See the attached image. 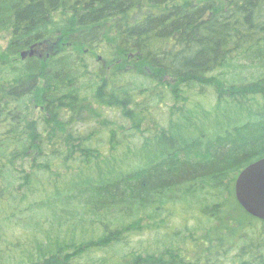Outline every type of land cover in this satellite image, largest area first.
I'll use <instances>...</instances> for the list:
<instances>
[{
    "label": "trees",
    "instance_id": "16d2710c",
    "mask_svg": "<svg viewBox=\"0 0 264 264\" xmlns=\"http://www.w3.org/2000/svg\"><path fill=\"white\" fill-rule=\"evenodd\" d=\"M3 32L0 264H264V0H0Z\"/></svg>",
    "mask_w": 264,
    "mask_h": 264
},
{
    "label": "water",
    "instance_id": "95a60500",
    "mask_svg": "<svg viewBox=\"0 0 264 264\" xmlns=\"http://www.w3.org/2000/svg\"><path fill=\"white\" fill-rule=\"evenodd\" d=\"M36 54L35 48L22 52V57ZM238 203L253 217L264 221V157L252 162L238 175L235 182Z\"/></svg>",
    "mask_w": 264,
    "mask_h": 264
},
{
    "label": "rangeland",
    "instance_id": "374dc122",
    "mask_svg": "<svg viewBox=\"0 0 264 264\" xmlns=\"http://www.w3.org/2000/svg\"><path fill=\"white\" fill-rule=\"evenodd\" d=\"M8 38H9L8 32H3L0 34V53L5 50L7 43H8ZM135 240H134L135 245L137 246V248H140V249H146L148 247L152 248L157 243L155 242L156 241L155 235H151L150 238H137V239L135 238Z\"/></svg>",
    "mask_w": 264,
    "mask_h": 264
}]
</instances>
